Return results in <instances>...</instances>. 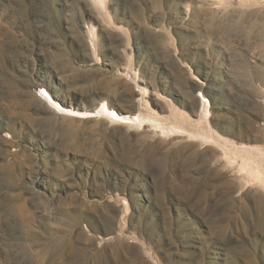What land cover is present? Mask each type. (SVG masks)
<instances>
[{
	"label": "rangeland",
	"instance_id": "1",
	"mask_svg": "<svg viewBox=\"0 0 264 264\" xmlns=\"http://www.w3.org/2000/svg\"><path fill=\"white\" fill-rule=\"evenodd\" d=\"M218 1L0 0V264H264V188L198 137L264 148V3Z\"/></svg>",
	"mask_w": 264,
	"mask_h": 264
},
{
	"label": "bare ground",
	"instance_id": "2",
	"mask_svg": "<svg viewBox=\"0 0 264 264\" xmlns=\"http://www.w3.org/2000/svg\"><path fill=\"white\" fill-rule=\"evenodd\" d=\"M92 1L98 7H103V5L105 4V0H92ZM219 1H224L230 4L232 0H219ZM237 1H238L237 3L240 4L241 2L244 3L243 1L245 0H237ZM260 2L264 3V0H260ZM256 3H258V1ZM45 94H46V98L49 104L53 106L55 111L60 112L62 114H68V115H73V116H84V117L86 116L92 117V116L101 114L115 123H124V124H129V125H136V126L137 125L153 126L154 128L160 129V131H162L163 133H168V134L169 133L179 134V133L187 132V128L185 129L182 125H179V124L170 125L169 122L167 123L166 121H164L165 120L164 118L156 117L155 114L154 115L143 114L140 111L139 112L134 111L132 113L131 112L118 113L113 108H111L107 104L106 101H103L101 103V107L96 111L76 110L70 107H66L62 105L61 103H59L56 99H54L52 94L48 92V90L46 89H45ZM203 97L205 99V101H203L204 102L203 106L206 109V110L205 109L203 110H205L204 112L207 113L209 102L208 100H206L205 96ZM206 102L208 103V105L205 104ZM192 133L194 134V132H191V134ZM212 133L210 131L208 132L201 131L199 135L198 134L197 135L198 137L201 136L203 139L213 141L219 147H221L224 151L226 160L228 162L232 160L237 162L238 173L240 172L242 180L244 179L245 181L256 183L264 188V148H259V147L253 148V147L236 145L237 143L234 144V142L228 140L226 137L217 135V134L216 136ZM195 137H196V134H195Z\"/></svg>",
	"mask_w": 264,
	"mask_h": 264
}]
</instances>
